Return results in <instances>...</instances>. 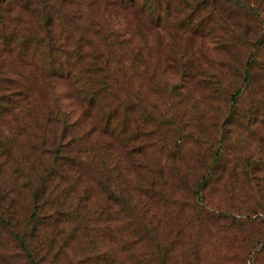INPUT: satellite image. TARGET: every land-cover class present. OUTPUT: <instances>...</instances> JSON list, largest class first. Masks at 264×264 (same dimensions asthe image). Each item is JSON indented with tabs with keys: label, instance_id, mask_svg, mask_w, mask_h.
Listing matches in <instances>:
<instances>
[{
	"label": "trees",
	"instance_id": "trees-1",
	"mask_svg": "<svg viewBox=\"0 0 264 264\" xmlns=\"http://www.w3.org/2000/svg\"><path fill=\"white\" fill-rule=\"evenodd\" d=\"M260 11L245 0H0V264H213L217 252L238 247L256 264L264 253ZM135 16L153 35L168 27L199 44L225 38L224 66L230 57L235 71L238 42L255 38L234 92L219 83L230 71L206 67L214 112L199 96L187 110L168 94L173 142L164 114L120 96L127 60L138 77L145 72L143 49L119 26ZM187 51L181 64L173 45L166 59L161 51L164 71L201 75V64L193 65L198 46ZM245 93L250 104L239 108ZM189 129L199 135L193 145L182 142ZM232 137L249 147L235 164ZM179 150L208 153L193 185H185L190 162L177 160Z\"/></svg>",
	"mask_w": 264,
	"mask_h": 264
},
{
	"label": "rangeland",
	"instance_id": "rangeland-1",
	"mask_svg": "<svg viewBox=\"0 0 264 264\" xmlns=\"http://www.w3.org/2000/svg\"><path fill=\"white\" fill-rule=\"evenodd\" d=\"M261 9L260 14L262 17H264V0H245ZM140 21H143L135 16V19H130L128 21V24L126 25H119L120 27L127 29L129 32H132L131 36H133V41L135 44L139 45L143 49V58L140 60L141 64L144 65V67L141 68L145 69V72L141 75H136L135 73V63L132 62V60H127L126 66H127V81L124 84V89L122 90V93L120 96L126 103H138V99L141 101L142 105L149 110H152L156 112L157 114H164L165 117L162 118L163 126L170 127L168 131H170L171 141L175 140V138L172 136V134L175 133V129H172L171 124L173 121L170 119V110L171 104L166 108V99L168 94L172 97V100L169 102L174 101V105L176 102L180 103L183 101L185 104V109L189 110L190 107L186 106V104H190L191 101L195 96H199L202 105L204 107H209L212 109V111H215V103L216 98L213 95V98L211 101L206 99V91L209 92V90L206 88V67H209L213 64V66L218 67L214 69L215 71H230L228 72L222 82L219 81L220 84H222L223 88L225 86H229L230 90L234 92L235 87L239 86L241 84L240 79V72L243 69L250 53L253 51V44L255 43V38H249L246 40L244 44H242L243 41H239L237 49L239 52H237L238 57L236 59L235 67H237V70L235 71L234 66H229L228 61H232L234 59H231L228 57L227 59V68L224 66V61L226 59V52L225 49L229 46H220L222 42H227L225 38L221 39L220 42L215 38V36H206L204 39V43H198L199 38H196L195 36H190V34L186 31H178L173 30L171 28L166 27L164 30L160 29L157 30L158 34L153 35V30L151 29L149 24L141 23ZM145 21V20H144ZM141 26L144 29L142 30L144 35L139 34L138 31V25ZM252 24V23H251ZM148 25V26H147ZM141 28V29H142ZM140 29V31H141ZM253 31V30H252ZM251 31V32H252ZM250 34H247L246 37H248ZM218 42V43H217ZM228 43V42H227ZM263 44H264V38H263ZM174 47V51L176 54L181 57V60L178 64H181L185 60L189 59L191 57V53L187 51V48H192L195 46H198L199 52H197L195 55V58L198 60L197 62L193 64L195 67H197L199 64L203 67L202 74L198 75L197 77H182L178 75L175 71L166 70L163 69V62L161 59V51L163 57L166 59L167 53L171 50V47ZM203 45V46H202ZM132 56V55H129ZM157 58V60H156ZM263 62V61H260ZM152 68L149 66L152 65ZM229 67V68H228ZM124 68V65H123ZM147 68V70H146ZM162 68V70H161ZM167 69V68H166ZM156 72L155 78L156 82H153L152 80V73ZM256 72V71H255ZM262 75L259 71L256 72L254 78H261ZM229 78V79H228ZM226 79L228 81L226 82ZM141 84V87L138 88V85ZM174 86L175 88L172 91H167V86ZM37 90V88H36ZM47 94L44 92V97L41 98V102L39 104L40 106H43V103L46 101ZM250 95L248 93H245L239 103V108L246 107L247 104H250ZM71 103V102H70ZM152 103H155L153 107ZM220 106L223 108L225 104L220 103ZM173 105V107H174ZM167 112V114L165 113ZM198 116L195 117V124ZM193 122V121H192ZM177 129H179L177 127ZM206 129L209 131H214L217 129L215 126H211L209 123H206ZM189 135L187 132L184 134L185 137L189 136L188 140L182 141L183 143L187 142L188 144L193 145L194 143L192 140H197L198 136L196 133H193L191 129H189ZM234 131V130H232ZM234 135V134H233ZM176 141V140H175ZM229 145V154L231 157H229L230 162H234L232 164L236 163L235 157H244L247 154H249V147L245 145L242 141L239 142L238 140H235L234 137H232L231 140L228 141ZM181 151V150H179ZM178 151V152H179ZM112 152V151H111ZM113 152L110 154L112 155ZM186 156L185 159H187L190 164L185 165V169L187 170V183L185 185H193V178L201 176L203 173V169H201V166L203 167V161L205 163H208L209 160L208 153H206V157L200 153L199 156H196L191 151H181L180 153H176V158L180 162L181 157ZM167 153L164 156V160L162 162L163 167H169L167 165ZM206 159V161H205ZM236 160V161H235ZM194 161L198 162V165L194 164ZM178 162V164H179ZM258 162V161H257ZM181 163V162H180ZM261 164L264 163L260 162ZM200 165V168H199ZM183 166V165H182ZM180 167V164L178 165ZM184 167V166H183ZM229 168L235 170L238 174L243 173V167L240 166L238 163L236 168L230 167ZM200 169V170H199ZM263 171L256 173L257 175H262ZM129 177L132 179L134 176H136V173L131 170L128 172ZM171 180H174V178H171ZM256 185V184H255ZM262 185V184H259ZM197 228V227H196ZM196 228L190 227L191 235L193 236V239L197 237L196 235ZM203 234V232H201ZM205 237V235H204ZM202 242V241H201ZM204 245V244H202ZM207 244L206 247H203V251L207 250ZM253 256V255H252ZM252 257H249V254L243 249V247H238L236 249L232 248L230 251L226 252L224 255L222 253L217 252L216 256L211 258V262L213 264H252ZM206 259V256H203V261ZM256 264H264V253L259 254L255 258ZM206 263V261L204 262Z\"/></svg>",
	"mask_w": 264,
	"mask_h": 264
}]
</instances>
